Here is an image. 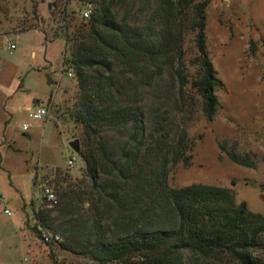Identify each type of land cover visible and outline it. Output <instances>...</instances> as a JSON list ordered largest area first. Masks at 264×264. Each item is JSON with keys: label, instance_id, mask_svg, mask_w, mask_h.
<instances>
[{"label": "trees", "instance_id": "1", "mask_svg": "<svg viewBox=\"0 0 264 264\" xmlns=\"http://www.w3.org/2000/svg\"><path fill=\"white\" fill-rule=\"evenodd\" d=\"M212 1L157 0L153 17L143 26H133L128 15L118 18L117 0H85L93 4L89 19L69 11L70 0L49 4L55 32L64 41L63 71L73 74L77 86L70 118L81 128L78 155L89 181L76 196L90 201L92 211L79 247L69 239L57 243L90 264H264V214L237 202L231 188L202 183L170 186L169 166L191 150L186 130L174 142L168 103H152L147 113L134 94L124 98L128 86L154 88L173 69L179 97L186 98L188 90L195 92L204 118L213 120L219 108L216 90L224 84L207 49L206 9ZM4 2L0 0V14ZM38 21L34 7L32 21L25 20L14 30L37 29ZM187 29L193 32L191 54L185 47ZM186 63L195 71L188 72ZM228 156L253 167L247 158ZM147 164L155 175L145 173ZM98 170L109 179L100 181ZM130 178L135 179L133 184L127 183ZM54 182L59 199L70 204L73 191H64L65 181ZM131 198L147 211L129 207L104 222L99 211L103 201L123 207L133 204ZM156 210L161 222L165 214L169 217L164 226L149 215ZM47 212L35 213L33 229L41 240L43 233L51 234L53 219Z\"/></svg>", "mask_w": 264, "mask_h": 264}, {"label": "rangeland", "instance_id": "2", "mask_svg": "<svg viewBox=\"0 0 264 264\" xmlns=\"http://www.w3.org/2000/svg\"><path fill=\"white\" fill-rule=\"evenodd\" d=\"M51 2L54 0H5V16L0 14V264H90L59 243H45L33 229L35 213L43 209L53 219L48 232L58 234L61 242L69 239L79 247L92 217L91 202L76 196L89 180L84 163L69 146L80 137L81 128L75 127L70 118L77 86L75 78L63 71V39L45 41L35 29L14 30L25 20L26 24L32 21L34 7L39 28L53 22ZM117 2L118 18L128 15L133 26H143L153 17L157 0ZM84 7L85 0H70L68 5L69 11L81 12ZM76 18L80 20L78 14ZM206 18L208 53L224 84L216 90L219 108L212 121L204 118L195 92L188 90L186 98L179 97L173 69L167 70L154 88L128 86L124 98L134 94L147 113L152 103H168L173 110L174 142L186 130L191 150L181 162L169 166L170 186L202 183L231 188L237 202H245L253 213L264 214V0H213ZM192 33L189 29L185 33L190 54ZM10 42L15 44L14 50L8 49ZM186 65L188 72L195 71L189 63ZM51 97L46 120H30L27 110L33 98L47 103ZM24 123L30 125L27 131H23ZM109 135L117 139L116 133ZM229 154L247 158L253 167L233 162ZM71 159L74 163L69 166ZM146 166L145 173H154L150 164ZM97 174L100 181L109 179L101 170ZM56 179L65 181L64 191L75 194L70 204L57 196ZM134 180L130 178L127 183ZM45 188L55 193L56 203L43 196ZM97 197L94 195V199ZM131 201L133 204L123 207L103 201L99 211L104 222L117 216L118 211L126 213L129 207L147 211L143 203ZM158 213L149 211L152 220L161 222ZM168 219L165 214L163 226ZM262 256L264 259V252Z\"/></svg>", "mask_w": 264, "mask_h": 264}, {"label": "built area", "instance_id": "3", "mask_svg": "<svg viewBox=\"0 0 264 264\" xmlns=\"http://www.w3.org/2000/svg\"><path fill=\"white\" fill-rule=\"evenodd\" d=\"M93 9V4L91 2H85V7L81 10V15L84 19H89L92 13ZM8 49L9 50H14L15 49V44L14 43H8ZM67 75L69 77H73V74L71 72H68ZM49 103H44L41 105L36 106L34 109L28 111L27 116L30 120L33 121H44L49 115ZM30 127L29 124L25 123L23 125V130H28ZM74 160L71 159L69 160L68 164L69 166L73 165ZM43 196L48 200L49 202L56 203V195L55 193L48 189L45 188L43 190ZM6 214H10L9 211H5ZM43 241L45 243H57L58 241L61 240V237L58 234H48V233H43L42 234Z\"/></svg>", "mask_w": 264, "mask_h": 264}, {"label": "crops", "instance_id": "4", "mask_svg": "<svg viewBox=\"0 0 264 264\" xmlns=\"http://www.w3.org/2000/svg\"><path fill=\"white\" fill-rule=\"evenodd\" d=\"M48 28V29H43V31L40 29V28ZM45 27H43L42 25L40 26V28L38 27L37 29H35V30H37V31H39L40 32V34H42V38H43V40H45V41H50V40H53V39H56V38H59V37H62L60 34H59V32H55V31H57L56 30V27H57V24L53 21V22H51V23H49V24H46L45 25ZM44 30H47L46 32V34H45V31ZM64 42V41H63ZM54 81L51 79V83H53ZM33 105L27 110V113H28V111H30V110H32V109H34L36 106H38V105H41V104H44L45 103V101L44 100H38V99H36V98H33ZM53 100V97H51V98H49L48 100H47V103H49V104H51V101ZM25 124V123H24ZM23 124V125H24ZM23 128V127H22ZM30 128V127H29ZM23 131H27V130H23ZM34 184L36 185V182H34Z\"/></svg>", "mask_w": 264, "mask_h": 264}, {"label": "water", "instance_id": "5", "mask_svg": "<svg viewBox=\"0 0 264 264\" xmlns=\"http://www.w3.org/2000/svg\"><path fill=\"white\" fill-rule=\"evenodd\" d=\"M69 146L77 155L80 153V144L78 139L71 141Z\"/></svg>", "mask_w": 264, "mask_h": 264}]
</instances>
